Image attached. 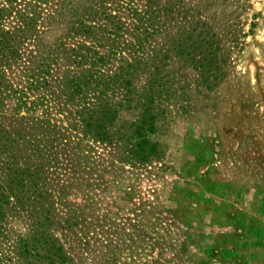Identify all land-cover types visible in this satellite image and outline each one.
<instances>
[{
    "label": "trees",
    "instance_id": "trees-1",
    "mask_svg": "<svg viewBox=\"0 0 264 264\" xmlns=\"http://www.w3.org/2000/svg\"><path fill=\"white\" fill-rule=\"evenodd\" d=\"M242 7L0 0V264H82L96 246L117 264L153 238L160 217H130L133 176L162 157L169 106L199 112L221 79Z\"/></svg>",
    "mask_w": 264,
    "mask_h": 264
},
{
    "label": "rangeland",
    "instance_id": "rangeland-1",
    "mask_svg": "<svg viewBox=\"0 0 264 264\" xmlns=\"http://www.w3.org/2000/svg\"><path fill=\"white\" fill-rule=\"evenodd\" d=\"M240 1L221 79L200 89L206 96L192 90L199 112L169 106L153 136L162 157L133 176L140 216L130 217L162 223L152 239L145 229L141 248L124 246L117 264H264V0ZM99 247L82 264L101 262Z\"/></svg>",
    "mask_w": 264,
    "mask_h": 264
}]
</instances>
